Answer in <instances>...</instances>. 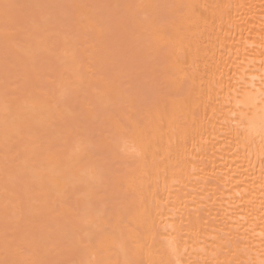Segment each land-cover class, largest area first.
Wrapping results in <instances>:
<instances>
[{
  "label": "bare ground",
  "instance_id": "obj_1",
  "mask_svg": "<svg viewBox=\"0 0 264 264\" xmlns=\"http://www.w3.org/2000/svg\"><path fill=\"white\" fill-rule=\"evenodd\" d=\"M78 1L72 0L76 3L74 35L78 39V30L84 38L93 35L95 40L82 36L81 52H73L71 48L77 45L71 29L64 34L72 36V47L70 38L67 44L58 43L60 38L55 45L50 37L55 47L49 55L69 62L67 67L61 62L55 69L44 70L53 87L39 84L8 97L12 118L0 106V119L4 118L3 124L0 120V149L8 148L9 153L13 147L11 156L0 150V164L10 159L11 164L17 163L7 161L10 166L6 162L7 167H0V264H261L264 160L259 123L264 105L258 93L264 76V0H123L122 13L109 7L113 17L115 13L128 17L121 16L125 10L139 13L131 12L138 15L136 23L142 33L132 29L137 32L133 34L125 24L129 20L119 17L114 24L118 15L110 19L109 11L105 17L112 20L111 26L108 17L106 21L100 15L106 1L95 0L100 11L90 5L91 0ZM112 1L117 6L121 3ZM123 21L126 34L120 28ZM41 26L38 31L44 30ZM4 27H0V37L17 52L21 50L22 58L34 54L33 43L27 52L23 50L26 36L32 38L34 29L29 27L30 34L26 26H19L21 30L18 25ZM50 29L40 36L35 29L38 38L34 42L41 50L53 35ZM118 32L125 41L130 34L126 46L132 35L133 43L143 37L145 52L153 54L144 63L145 68L150 65L147 72L155 69L149 76L158 85L150 100L145 92L156 84L143 91L145 86H140L145 82H138L142 76H135L143 73L128 68L136 61L132 64L122 55L125 63L120 53L121 59L110 51L112 35L124 42ZM17 38L22 42L25 38L24 46ZM128 46L132 53L137 50L134 58L141 56L139 45ZM150 60L157 62L154 65ZM82 82L91 86L89 90L95 89L93 96L86 94L83 99L81 93L88 90ZM74 93H80L82 102L78 103L79 98L77 102ZM69 103L80 104L76 107L79 116H74L76 110ZM79 109L87 113L82 118L85 126L67 123L68 118L81 120ZM70 112H75L73 119ZM86 115L91 120L100 118L101 126ZM94 123L97 132L92 131ZM55 126H59L56 132ZM6 177L14 181L9 180L10 185L7 181L9 186L4 184Z\"/></svg>",
  "mask_w": 264,
  "mask_h": 264
},
{
  "label": "rangeland",
  "instance_id": "obj_2",
  "mask_svg": "<svg viewBox=\"0 0 264 264\" xmlns=\"http://www.w3.org/2000/svg\"><path fill=\"white\" fill-rule=\"evenodd\" d=\"M7 1H8V2H7ZM13 1H14V2H13ZM16 1H17V2H16ZM16 1H15V0H3V1L0 0V13H1V14H0V27H4V26H5V27H7V26L10 27V24L13 26V28H15L17 25H18V27H19V26H22L23 28H24V26H26V27H25V28H26L25 30L28 31V32L30 33V31H31L32 29H34V30H32V31H33V34H34V32H36V30H37V32L40 31V30L38 31V26H41V25H42V26H45V28H46L47 26L49 27V29H50V28H53V29H52L53 35H52V36L49 35V36L47 37V39H46V43L48 44V46H47V44L45 43L46 45H44V46L47 48V50H45L46 48L44 47V48H43L44 51L41 50V48H38V44L35 45V42H36L35 40H37V38H38L37 32H36L35 35L32 34V36H31L32 38H29L30 36L27 34V35H28V37L26 36L27 44H25V42H24V41H25V38H24L23 42L20 41V39H21L22 37H24V35H23V36L20 35V36H22V37H18V38H20V39L17 38L19 41L16 40V42L18 41V43L20 42L21 44H22V43L25 44V46H24V44H22V45L20 44V45H21V46H24V47H23V50L26 51V52H27V48H28V46H31V47H32L31 44H32V43L34 44V47L32 48L33 51H32L31 53H34V54L36 53V55H35L36 57H35V58H32V57H34V54H32V55L29 56L30 53L27 54V55L23 54V57H24V58H22V53H20L21 50H18V52H17V51H16L17 49H15L11 44H9L8 41H7L5 38L2 39V38L0 37V42H1V43H0V51L2 50L1 52H3V53L0 52V57H1V58H0V65L2 66V67L0 66V86H1V87H0V91H2V92H0V106L3 107V110H2V108H1L0 111L2 110V111L4 112V110H5L4 108H7V109L5 110V112L8 113V118H9V115H10L11 118L13 117L12 114H11V111H12V103H11V101H10V98H8V97L11 96V98H14L16 95L18 96V94H19V93H18L19 90H22V93H24L27 87H29V89H31V88H34L35 86H38L39 84H41V86L39 85L40 87H47L48 89H49V88H52V87H53V86H52L53 84L50 82V79H51V78L49 77L50 74L48 75V78H49V79H48V78H47V73H48V72H45V71H47L46 69H47V68H50V67H51L50 69H52V67H54L56 64H57V67H58V63L61 64V62H62V64H66V65H65L66 67H67V64H69V62H68L65 58L62 59L63 61H61L62 56H61V57H60V56H59V57H54V56L52 57L51 55H49V53H51V52L54 50V47H55L56 43L58 42V39L61 38V40H60L58 43H61V44H62V43L64 42L65 44H67V43H68L67 41H69L68 38H70V41H69V43H68V44H70L69 46L72 47V46H74L75 44L77 45L76 47H74V48L72 47V48H71V49H73V52H74L75 49H78V50H76L77 52H81V51H80L81 49L79 48V45H80V44H84V43H82V42H85L84 39L87 41V40L90 38V37H88L89 35L87 36V37H88L87 39L84 38V34H81L78 30H76L77 33H78V39H81V41L78 40V39H76V35H74V33H75V32H74V30H75V29H74V28H75V25H74V24H75V20L72 21V16H73V19H75V18H74V15H72V11L75 10V11H74V14H75V12H76V3H77V2H80V1L76 0V3H74V4H73L72 0H70V1H69V0H51V1H50V0H27L28 3L25 2L26 0H22V1H21V0H16ZM31 1H32V4H31ZM48 1H49V2H48ZM73 1H75V0H73ZM85 1L89 2L90 0H85ZM101 1H102V2H105V1H106V3H105L104 6H103V10L101 11V12H102V13L100 14L101 16L104 15V17H105V14H106V13H109V11H110V8H109V7H111V6H112V7L115 6V7H114V10H113L114 12L118 11V13H119V12H120V9H121V12H120V13H122V12L124 11V10H123L124 7H123L122 4H123V2H124L125 0H124V1H123V0H120L121 3H119L118 6H117V5L115 4V2L112 1V0H109L110 2L107 1V0H101ZM101 1H100V2H101ZM118 1H119V0H118ZM15 2H16V3H15ZM18 2H21V3L18 4ZM39 2H40V5H39ZM44 2H46V3H44ZM83 2H84V1H83ZM93 2H94V3H93ZM96 2H97V3H96ZM96 2H95V0H91L90 5H91V6H95L96 4H98L99 1H96ZM33 3H34V4H33ZM49 3H51V5H50ZM52 3H54V4H52ZM95 3H96V4H95ZM110 3H111L112 5H111ZM3 4L11 5V7H10L9 9L6 10V9L2 6ZM47 4H48V5H47ZM72 4H73V6H74L75 8L72 7ZM93 4H94V5H93ZM102 4H103V3H102ZM102 4H101L100 6H102ZM109 4H110V5H109ZM20 5H21L22 7H21ZM33 5H34V6H33ZM106 5H107V6H106ZM108 5H109V6H108ZM19 6H20V7H19ZM25 6H26L27 8H26ZM29 6H30V8H29ZM40 6H41L42 8H41ZM52 6H53V7H52ZM116 6H117L118 8H116ZM18 7H19V8H18ZM97 7H98V9H99V5H96V8H97ZM106 7L109 8V9L105 10ZM112 7H111V8H112ZM1 8H2V9H1ZM25 8L28 9V10H26ZM33 8L36 9V10H33V11H32ZM47 8H49V9H47ZM50 8H51V9H50ZM59 8H60V9H59ZM62 8H63V9H62ZM159 8H160V7H159ZM23 9H24V10H23ZM73 9H74V10H73ZM115 9H116V10H115ZM162 9H164V8H162ZM1 10H2V11H1ZM9 10H10V11H9ZM12 10H13V11H12ZM17 10H18V11H17ZM40 10H41V11H40ZM46 10H48V11L46 12ZM53 10H54V12H53ZM158 10H160V9H158ZM8 11H9V12H8ZM11 11H12V12H11ZM99 11H100V9H99ZM113 11H112V9H111V11H110V13H109L108 15L110 16L111 12H113ZM129 11H130V10H129ZM129 11H128V10H125L126 13L124 12L125 14H124V13L121 14V16H122V15H127L128 17L124 16V18H123V17H120V15H118V14H117L118 17H116V16H117V15H116L117 12H116L115 15H114V16L117 18V19H115L116 21L113 20V23H114V24H115V23L117 24V20H118L119 17L121 18V19L119 18V20H121V21H122V19H124V21H125V19H126V21L129 20V21H127V22L125 23V24H127V26L124 24V21H123V25H122V26H121V24H120V26H121L120 28L123 27L124 30H125V33H124V34H126V32H128V31L130 32V34L137 33V32H139V31H141V29H138V28L140 27V25H138V23H139V22H138L139 20L137 19V18H138V15L136 16V14H139V13H138V12L136 13V11H132V10H131L130 12H129ZM4 12H5L6 14H5ZM7 12H8L9 15L7 14ZM13 12H14L15 14H17V15L13 14ZM31 12H32V17H33V18L30 16V15H31ZM45 12H46V13H45ZM48 12H49V13H48ZM60 12H61V13H60ZM127 12L130 14V16L135 15V17L132 16V17H134V18L131 19V18L129 17V15H128ZM131 12H135L136 14H133V13H131ZM38 13H39V14H38ZM54 13H55V15H54ZM64 13H65V15H64ZM161 13H162V12H161ZM3 14H4V15H3ZM27 14H28V15H27ZM34 14H35V16H34ZM113 14H114V13H113ZM11 15H12V16H11ZM19 15H20V16H19ZM23 15H24V16H23ZM49 15H51V16H49ZM106 15H107V14H106ZM163 15L165 16V14H163ZM18 16H19L20 18H19ZM48 16H49V17H48ZM57 16H58V17H57ZM109 16H107V17H108V20H110V19H114V18H115V17H113L112 14H111L110 19H109ZM139 16H140V15H139ZM143 16H144L143 19L146 20L144 13H142V17H143ZM160 16H161V15H160ZM5 17H6V18H5ZM13 17H14V18H13ZM21 17H22V18H21ZM39 17H40V18H39ZM107 17L104 18L106 21H107V19H106ZM112 17H113V18H112ZM142 17L140 16L139 18L141 19ZM17 18H18V19H17ZM26 18H27V19H26ZM34 18H35V19H34ZM45 18H46V19H45ZM55 18L57 19V21L55 20ZM66 18H67V19H66ZM163 18H164V17H163ZM21 19H22V21H21ZM49 19H50V20H49ZM135 19H136V21H135ZM17 20H18V21H17ZM24 20H25V21H24ZM37 20H38V21H37ZM45 20H46V21H45ZM52 20H53L54 22H53ZM59 20H60V21H59ZM131 20H133L132 24H131V23L128 24V22H130ZM145 20H144V21H145ZM27 21H28L29 24L27 23ZM66 21H67V22H66ZM134 21H135V23H134ZM141 21L143 22L142 19L140 20V22H141ZM11 22H12V23H11ZM19 22H20V23H19ZM45 22H46V23H45ZM55 22H57V24H56ZM110 22L112 23V20H110L109 23H110ZM119 22H120V21H119ZM136 22H138V23H136ZM14 23H16V24L14 25ZM17 23H18V24H17ZM53 23H55V24H53ZM111 23H110L109 25L113 26V24H111ZM20 24H21V25H20ZM34 24H35V25H34ZM61 24H62V25H61ZM133 24H135V25L132 26ZM55 25H56V26H55ZM60 25H61V26H60ZM65 25H66V27H64ZM137 25H138V27H137ZM31 26H32V28H31ZM42 26H41L39 29H41V30L44 29V30H42V31H40V33H38L39 36L45 33V32L43 33V31L51 32V31H50L51 29L48 31V30H47L48 27H47V29H45V28H43ZM51 26H54V27H57V28H54V27H51ZM59 26H60V27H59ZM62 26H63L64 28H63ZM115 26H116V25H114V27H115ZM125 26H126V27L129 26V27H132V28H131V30H129L130 28L128 27L129 29H128V31H126L127 29H126ZM5 27H4V28H5ZM18 27H17V29H20V30L22 29V27H19V28H18ZM29 27H30L31 30L29 29ZM58 27H59V28H58ZM61 27H62L63 29H62ZM114 27H113V28H114ZM117 27H118V26H116L115 29H117ZM133 27H135V28H133ZM7 28H8V27H7ZM10 28H11V27H10ZM123 28H122V29H123ZM28 29H29V30H28ZM35 29H36V30H35ZM55 29H59V31L56 32L57 30H55ZM60 29H62V30L60 31ZM69 29H71L72 32H71ZM118 29H119V28H118ZM118 29H117V31H120V29H119V30H118ZM132 29H134V30L136 29L135 31H137V32H135V31L133 30V33H132V32H131ZM25 30H24V31H25ZM54 30H55V31H54ZM68 31H70V32H71L70 35H72V36L74 37V39H73L72 41H73L75 44H72V43H73V42L71 41L72 36H71V37H68V36H69V33H68L67 35H65ZM111 31H112L113 34H114V32H115V35L117 36V34H116L117 32H116V31H114V30H112V29H111ZM122 31H123V30H121V32H122ZM41 32H42V34H41ZM31 33H32V32H31ZM31 33H30V34H31ZM57 33H60V34L56 35L57 37L59 36L58 38L55 36V34H57ZM64 33H65V34H64ZM118 33L120 34V39H121V40H124V39H122V38H124V37L121 36L123 33H122V34H121L120 32H118ZM141 33H142V31H141ZM51 34H52V33H51ZM75 34H76V33H75ZM80 34H81V35H80ZM128 34H129V33H128ZM128 34H127V35H128ZM130 34L128 35L127 39L130 37ZM143 34H144V31H143ZM36 35H37V38H36ZM115 35H114V36L112 35V37H110V38L108 39V40H110V45L112 46V47H111L112 49H110V51H111V53L114 52L115 54H113V55H117V58H120L122 55L125 56L126 58H128V59L132 62V64H134V61H136V63L133 65V67H131V64H129V63H128V64H129L130 66H129V67L127 66V67L130 68L131 70H133V69H137L138 72L141 70V74L143 73V74L146 75V76L144 77L143 74L140 75V72L138 73L139 75H138V74L135 75V76H137V77L142 76V77H141L142 81H139L140 79L138 78V82H142V83L145 82V84H144V83L141 84V86H140L141 89H142V85L145 86V87H143V91H144V88H145V89L148 88L149 85L152 86V82H154V83L156 84L155 81H157V80H156V79L154 80V79H152V77L149 76V74L153 75V74L150 73V72H154V71H155V69L152 68L153 66L151 65V68H152L154 71H153V70L151 71V69H150L149 72H147L148 69H146V68L149 67L150 65L146 66V68H145V65L147 64L146 62L148 61V60H147V56H148L149 54H152V53H150L148 50H147V51H148L149 53H148V52H145L146 49H144V48H146V46H145L144 42H142L143 37L141 38V40H139L140 42H139L137 39H136V40H137L138 42H137V41L134 42V43H136L137 46L139 45V49H138V47L136 46V47H137L136 49H138V54L141 53V56H138V55H137L138 57H136V58H138V59H136V58H134V55H135L134 53H136L137 50H136L135 48H133V47H135V46L132 47V51H134L133 49L136 50V51H134V53L131 52V50H130L131 48L128 46V45H134V43L132 42V41L135 40V39L133 38V35H132V38H130L131 42H130V40H129V42H130L131 44H127L128 48H130V49H128L127 46H126V44H125V42L128 41V40L126 39V37H125L126 41L124 40V42H123V41H122V42H121V41L119 42V40H117V41L114 40L115 38H116V39H119V38L116 37ZM127 35H126V36H127ZM53 36H54V37H53ZM64 36H65V38H64ZM80 36H81V37H80ZM82 36H83V38H84L83 41H82ZM90 36H91V35H90ZM92 36H93V35H92ZM92 36H91V38H92ZM118 36H119V35H118ZM33 37H34V38H33ZM50 37L52 38V40H53V38H54V42H55V45H54V46H53V43H52V42H51L52 44L50 43V41H52V40H49ZM62 37H63V38H62ZM85 37H86V36H85ZM93 37H94V36H93ZM114 37H115V38H114ZM51 38H50V39H51ZM91 38H90V39H91ZM4 39H5V40H4ZM22 39H23V38H22ZM27 39H29V43H30V44L28 43V40H27ZM33 39H34V40H33ZM63 39H64V40H63ZM66 39H67V40H66ZM92 39H94V38H92ZM30 40H31V41L33 40V42H31ZM47 40H48L49 42H48ZM77 40H78L79 42H77ZM94 40H95V39H94ZM6 41H7V42H6ZM34 41H35V42H34ZM75 41H76V42H75ZM80 42H81V43H80ZM49 43H50V46H49ZM121 43H122V44H121ZM138 43H139V44H138ZM114 44H115V47H114ZM124 44H125L126 47L124 46ZM141 44H142V45H141ZM1 45H2V47H1ZM10 45H11V46H10ZM116 45H117V46H116ZM120 45H122V46H120ZM35 46H37L38 50L40 51L39 54H37L38 51L36 50L37 48L35 49ZM67 46H68V45H67ZM80 46H82V45H80ZM140 46L142 47V49H141ZM144 46H145V47H144ZM70 47H69V48H70ZM6 48H7L8 50H3V49H6ZM25 48H26V50H25ZM114 48H116L115 51H114ZM28 49H29V48H28ZM32 49H30V50H32ZM49 49H50V51L48 52ZM79 49H80V50H79ZM124 49H125V50H124ZM140 49H141V50L144 49V51H141V52H140V51H139ZM34 50H36V51H34ZM51 50H52V51H51ZM112 50H113V51H112ZM129 50H130V51H129ZM110 51H109V53H110ZM7 52H8V54H7ZM41 52H42V53H41ZM46 52H48V54H47ZM130 52H131V54H130ZM142 52H143V53H146V56H145V57H144L145 54L143 55ZM10 53H11V54H10ZM43 53H44V55H43ZM45 53H46V54H45ZM111 53H110V54H111ZM119 53H120L121 56L118 55ZM147 53H148V54H147ZM75 54H76V52H75ZM79 54L82 55V53H77V56H78ZM133 54H134V55H133ZM14 55H15V56H14ZM47 55H49L50 58H46ZM111 55H112V54H111ZM13 56H14V57H13ZM28 56H29V57H28ZM39 56H40V57H39ZM123 56H122V60L124 61ZM151 56H153V54H152ZM15 57H16V58H15ZM78 57H79V56H78ZM80 57H81V58H79L80 60L83 59L82 56H80ZM114 57H115V56H113V58H114ZM125 57H124V58H125ZM140 57H141V58L144 57V58L142 59L143 62L140 60V62H141L142 64L146 63V64H144V66H140L141 63L138 62L139 59H141ZM13 58H14V60H13ZM28 58H29V60H28ZM37 58H38V59H37ZM45 58H46V59H45ZM113 58H112V59H113ZM115 58H116V57H115ZM126 58H125V59H126ZM145 58H146V59H145ZM15 59H16V60H15ZM24 59H25V60H24ZM36 59H37V60H36ZM48 59H51V60L54 59V60H56V61L53 60L54 65H53V63H52L51 60H49V61H50V63H52V64H49ZM120 59H121V58H120ZM144 59H145V61H144ZM6 60H7V61H6ZM8 60H9V61H8ZM12 60H13V61H12ZM26 60H27V61H26ZM58 60H59V61H58ZM126 60H127V59H126ZM126 60L124 61L125 63H126ZM129 60H128L127 62H130ZM10 61H11V62H10ZM29 61H30V62H29ZM32 61H34V63H33ZM36 61H37V62H36ZM150 61H152V60H150ZM153 61H154V59H153ZM153 61H152V63H154V65H155V63H156L157 61H155V62H153ZM2 62H4V64H3ZM14 62H15V63H14ZM137 62H138V63H137ZM148 62H149V61H148ZM10 63H11V66H10ZM12 63H13V64H12ZM21 63H22V64H21ZM31 63H32V64H31ZM38 63H39V64H38ZM48 64H49L50 66H49ZM60 64H59V65H60ZM137 64L139 65V67H137V66H138ZM148 64H149V63H148ZM150 64H151V63H150ZM3 65H4V66H3ZM19 65H20V66H19ZM51 65H52V66H51ZM136 65H137V66H136ZM18 66H19V68H18ZM36 66H38V67H36ZM65 66L62 65V67H65ZM135 66H136L137 68H134ZM5 67H6V68H5ZM11 67H12V68H11ZM39 67H40V68H39ZM41 67H42V68H41ZM44 67H45V68H44ZM59 67H60V66H59ZM140 67H141V69H140ZM143 67H144V68H143ZM16 68H17V69H16ZM21 68H22V69H21ZM55 68H56V67H54L53 69H55ZM13 69H14V70H13ZM5 70H6V71H5ZM12 70H13V71H12ZM32 70H33V71H32ZM44 70H45V71H44ZM15 71H16V72H15ZM18 71H19V72H18ZM21 71H22V72H21ZM34 71H36V72H34ZM42 71H43V72H42ZM48 71H49V70H48ZM37 72H38V75H37L38 78H37V76L35 77V74H37ZM51 72H52V71H51ZM10 73H11V75H10ZM23 73H24V75H23ZM44 73H45V74H44ZM25 74H26V75H25ZM19 75H20V76H19ZM155 75H156V74H155ZM21 77H22V78H21ZM146 77H147V78H146ZM18 78H21V79H18ZM23 78H24V79H23ZM25 78H26V81L28 80V81H27L28 83H26ZM145 78L147 79V81H145ZM153 78H154V77H153ZM8 79H9V80H8ZM10 79H11V80H10ZM17 79H18V80H17ZM39 79H40V80H39ZM6 80H8V81H6ZM15 80H16V81H15ZM38 80H39L40 82H39ZM136 80H137V79H136ZM136 80H135V81H136ZM148 80L150 81L149 84L147 83ZM152 80H154V81H152ZM1 81H3V82L1 83ZM13 81H14V82H13ZM19 81H20V82H19ZM29 81H31V82H30L31 85H32V84H33V85L35 84V85H34V86L32 85V87H31V85L28 86V85L30 84ZM23 82H25L24 85H23ZM42 82H43V83H42ZM10 83H11V84H10ZM27 84H28V85H27ZM51 84H52V85H51ZM80 84H81V83H80ZM82 84H83L84 86H86V87L83 86L84 88H87L86 91H87V90L89 91V93H88V91H87V93H85V94H84V93H81V94H82V97H83V95H84V97H86V96H85L86 94H89V95L91 94V95L93 96V93H95V92H94L95 89H91V90H89V88H90L91 86L88 87L87 84H86L85 82H82ZM85 84H86V85H85ZM139 84H140V83H138V85H139ZM3 85H4L5 87L7 86L9 89H8L7 87L4 88ZM11 85H12V86H11ZM17 85H18V86H17ZM78 85H79V84H78ZM13 86H14V87L16 86V87L14 88ZM23 86H24V87L26 86V87L24 88ZM79 86H80V85H79ZM146 86H148V87H146ZM153 86H154V84H153ZM157 86H158V85L156 84L155 87H151V88H149V90L154 91V93H153V92H150V93H149V92H148L149 90H147L148 93L145 92V93L147 94L146 96L149 97L148 100H150L151 95L154 94V96H155V95L157 94V92H156V87H157ZM10 87H11V88H10ZM12 87H13V88H12ZM40 87H39V88H40ZM35 88H38V87H35ZM157 88H158V87H157ZM1 89H2V90H1ZM10 89H11V90H10ZM23 89H24V90H23ZM27 89H28V88H27ZM43 89H44V88H43ZM81 89H82V86H81L80 90H81ZM159 89H160V88H159ZM4 90H6V91H4ZM92 90H93V91H92ZM9 91H11V92H9ZM82 91H83V90H82ZM90 91H92V92H90ZM158 91H161V90H158ZM163 91H164V90H163ZM8 92H9L10 94H9ZM15 92H17V94H16ZM78 92H79V91H78ZM83 92H84V91H83ZM155 92H156V93H155ZM4 93H5V94H4ZM20 93H21V92H20ZM1 94H3V95H1ZM8 94H9V95H8ZM13 94H14V95L16 94V95L13 96ZM74 94H76V93H74ZM77 94H78V97H76V98H77V102H78V100L80 99L79 102H78V103H80L82 97L80 96V93H77ZM77 94H76L75 96H77ZM150 94H151V95H150ZM7 95H8V96H7ZM19 95H21V94H19ZM72 96H73V95H72ZM72 96H69V99H70V98L72 99ZM79 96H80V97H79ZM154 96H153V97H154ZM84 97H83V99H86V98H84ZM147 97H145V99H146ZM1 98H2V99H1ZM4 98H5V99H4ZM73 98H74V97H73ZM76 98H74V99H76ZM78 98H79V99H78ZM7 99H8V100H7ZM74 99H73V101H72V100H69V101L74 102ZM3 100H5V101L3 102ZM6 100H7V101H6ZM96 100L98 101V99H96ZM1 101H2V102H1ZM69 101H65V102H69ZM102 101H103V100H102ZM7 102H8L9 104H11V106H9V108H10V114H9V112H8L9 110H8V107H7V106H8V103H7ZM72 102H71V103H72ZM75 102H76V100H75ZM77 102H76V103H77ZM81 102H82V101H81ZM99 102H101L100 99H99ZM3 103H4V105L2 106L1 104H3ZM71 103H69V106H71ZM6 104H7V105H6ZM81 104H82V103H81ZM83 104H84V100H83ZM75 105H76V104H75ZM79 105H80V104H79ZM79 105H76V106L73 105V106L69 107L68 104H67L66 106L69 107V108H72V110H73V109L76 110V107H78ZM81 106H82V105H81ZM64 107H65V105L63 104V108H64ZM69 108H68V109H69ZM79 108H80V107H79ZM82 108H83V107H82ZM80 109H81V108H80ZM80 109H79V110H80ZM83 109H84V108H83ZM69 110H70V109H69ZM69 110H68V111H69ZM72 110H71V111H72ZM79 110H78V112L81 111V117H80L81 120H79V122H80V121L83 122L82 118L84 119V114H87V113H86V111H84L85 113H84V112L82 113L83 110H80V111H79ZM2 111H1V112H2ZM64 111H65V109H64ZM66 111H67V110H66ZM66 111H65V113H66ZM75 112L77 113V110H76ZM75 112H74V113H75ZM74 113L71 114V112H70L72 119L74 118V117L72 116ZM67 114H69V113L67 112ZM67 114H66V115H67ZM76 115L79 116L78 113L75 114L74 116H76ZM82 115H83V117H82ZM86 117H88V115H86ZM86 117H85V119H86L85 121L87 122V118H86ZM76 118H77V117H76ZM2 119L4 120V118H1L0 120H2ZM78 119H79V118H77L76 121H75V120L72 121L70 118H68L67 123H69V124L72 123V124H73V123L77 122V123H75V124H73V125H79V124H80L81 127H82V125L85 126L84 122H83V124H82V123H79V122H78ZM93 119H94V118H93ZM93 119H92V120H93ZM3 120H2V122H1V124H3ZM90 120H91V118L88 117V121H90ZM92 120H91L90 122H92ZM95 120H96V122H97L98 120H100V118H99V119L96 118ZM95 120H93V121L95 122ZM101 121H102V120H101ZM65 123H66V122H65ZM65 123H63V124H65ZM88 123H89V122H88ZM97 123H98L99 126H101V125H100L101 122H100V124H99V121H98ZM86 125H87V124H86ZM88 125H89V124H88ZM0 126H1V125H0ZM63 126H64V125H62L61 128H60L59 126H55L56 129L54 128L53 131L56 132V130H59V129H60L59 131H61V129H62ZM89 126H91V124H90ZM89 126H86V128H87V127L89 128ZM93 126H96V129H97V127H98L95 123H94V125L92 124V127H93ZM57 127H59V129H57ZM83 128H84V127H83ZM88 128H87V129H88ZM90 128H91V127H90ZM93 128H94V127H93ZM87 129H86V130H87ZM91 129H92V128H91ZM94 129H95V128H94ZM96 129H95V130L92 129V131H96ZM102 129H103V128H102ZM84 130H85V129H84ZM88 131H89V129H88ZM96 132H97V131H96ZM96 132H95V133H96ZM57 133H58V131H57ZM95 133L93 132L94 135H95ZM0 135H1V134H0ZM55 135H56V133H55ZM58 135H59V133H58ZM1 136H2V135H1ZM1 136H0V137H1ZM11 148H12V151H13V147H12V146H11ZM11 148H9V149H11ZM6 149L8 150V148H4V150H6ZM0 150L2 151V155H3V151H4V150H3V149H0ZM7 150H6V151H7ZM6 151H4V154L6 153ZM12 151H9V153H8V151H7V153L10 155V154L13 153ZM11 152H12V153H11ZM103 153H104V152H103ZM8 154H7V155H8ZM2 155H1V152H0V160H1V156H2ZM7 155H6V157H7ZM10 156H11V155H10ZM4 157H5V155H4ZM6 157H5V158H6ZM5 158H3V160H4ZM7 158H8V157H7ZM7 158H6V159H7ZM9 159H10V157H9ZM19 159H20V160H19ZM19 159H18V161H22L21 158H19ZM7 161H9V163H10L12 160L10 159V160H7ZM7 161H6V162H7ZM18 161H17V162H18ZM0 162H1V161H0ZM6 162H4V165H3V163L0 164V167H1V168H2V167H7V166H5V164H7L8 162H7V163H6ZM9 163H8V165H9ZM20 163H21V162H20ZM12 164L15 165V164H17V163L15 162V164H14V162H13ZM12 164L10 163V165H12ZM21 164H22V163H21ZM1 165H3V166H1ZM10 165H9V166H10ZM8 168H9V167H8ZM105 175H106V174H105ZM107 175H108V174H107ZM107 175H106V176H107ZM113 175H114V174H113ZM108 176H109V175H108ZM115 176H116V174H115L113 177H115ZM7 177H8V176H7ZM7 177H6L7 180H5V181H6L5 183H4V181H2V183H4L5 185H6V184L8 185V183L12 180V179H11V180L9 179V180H10V181H9ZM11 177H13V176H11ZM11 177H9V178H11ZM111 177H112V175H111ZM111 177H110V178H109V177H106V178H108V180H109V179H111ZM20 180H21V179H20ZM106 180H107V179H106ZM7 181H8V183H7ZM110 181H111V180H110ZM114 181H115V180H114ZM114 181H113V182H114ZM12 182H14V181L12 180ZM18 182H19V180H18ZM108 183H109V181H108ZM10 184H11V183H9V185H10ZM106 184H107V183H106ZM2 185H3V184H2ZM9 185H8V186H9ZM105 186H106V185H105ZM105 186H104V187H105ZM110 186H111V185H110ZM106 187H107V186H106ZM106 187L103 188V189H106ZM108 187H109V185H108ZM109 188H110V187H109ZM109 188H108V190H109ZM105 192H106V191H105ZM119 201H120V200H119ZM116 202H118V201H116Z\"/></svg>",
  "mask_w": 264,
  "mask_h": 264
},
{
  "label": "snow or ice",
  "instance_id": "obj_3",
  "mask_svg": "<svg viewBox=\"0 0 264 264\" xmlns=\"http://www.w3.org/2000/svg\"><path fill=\"white\" fill-rule=\"evenodd\" d=\"M3 7L7 10L8 8L11 7V5L4 4ZM253 81L256 80V77L252 78ZM255 85L253 84V87ZM260 97V103L264 105V76L261 77V89L259 90L258 93ZM260 123H259V134H260V156L261 159L264 160V107L260 109ZM264 235V234H262ZM193 264H199V262H193ZM261 264H264V261L261 262Z\"/></svg>",
  "mask_w": 264,
  "mask_h": 264
}]
</instances>
